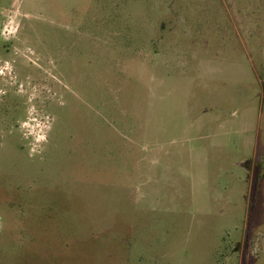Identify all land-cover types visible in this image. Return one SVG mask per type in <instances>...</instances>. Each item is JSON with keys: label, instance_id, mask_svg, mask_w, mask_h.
Instances as JSON below:
<instances>
[{"label": "rangeland", "instance_id": "obj_1", "mask_svg": "<svg viewBox=\"0 0 264 264\" xmlns=\"http://www.w3.org/2000/svg\"><path fill=\"white\" fill-rule=\"evenodd\" d=\"M4 44L0 264H264V0H0Z\"/></svg>", "mask_w": 264, "mask_h": 264}, {"label": "flooded vegetation", "instance_id": "obj_2", "mask_svg": "<svg viewBox=\"0 0 264 264\" xmlns=\"http://www.w3.org/2000/svg\"><path fill=\"white\" fill-rule=\"evenodd\" d=\"M12 47H15V45H11V44H4L3 45V50H0L1 52H8V51H11V49H12ZM14 62H16V61H14ZM27 64V65H26ZM28 64H31L32 65V61H22L21 60V62H18V64H15L14 65V70H15V72L17 73V74H23L24 76H25V78H30V77H32L33 75L32 74H34V71H36V70H30V69H32V68H34L33 66H30L29 67V65ZM30 68V69H29ZM36 68V67H35ZM39 72H40V70H39ZM7 97H9V96H7ZM7 97H6V99H7ZM2 104V103H1ZM3 105V104H2ZM9 107V106H8ZM3 110H4V107L2 108V111L0 112V120L2 121V112H3ZM4 125L3 124H1L0 125V128H2ZM8 126V125H7ZM6 127V126H5ZM7 128V127H6ZM2 144H3V141L1 140L0 141V147L2 146Z\"/></svg>", "mask_w": 264, "mask_h": 264}, {"label": "trees", "instance_id": "obj_3", "mask_svg": "<svg viewBox=\"0 0 264 264\" xmlns=\"http://www.w3.org/2000/svg\"><path fill=\"white\" fill-rule=\"evenodd\" d=\"M263 87H264V84H263Z\"/></svg>", "mask_w": 264, "mask_h": 264}]
</instances>
